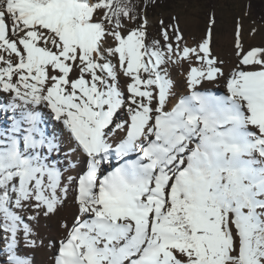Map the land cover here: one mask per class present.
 <instances>
[{
	"label": "snow or ice",
	"instance_id": "obj_1",
	"mask_svg": "<svg viewBox=\"0 0 264 264\" xmlns=\"http://www.w3.org/2000/svg\"><path fill=\"white\" fill-rule=\"evenodd\" d=\"M0 264H264V0H0Z\"/></svg>",
	"mask_w": 264,
	"mask_h": 264
},
{
	"label": "rangeland",
	"instance_id": "obj_2",
	"mask_svg": "<svg viewBox=\"0 0 264 264\" xmlns=\"http://www.w3.org/2000/svg\"><path fill=\"white\" fill-rule=\"evenodd\" d=\"M233 12H235V13H241L242 12V8L239 6V4H237V6L234 9H231V10L225 9V15H226V18H227L229 23H230V16ZM258 16H259V11H257V18H258Z\"/></svg>",
	"mask_w": 264,
	"mask_h": 264
}]
</instances>
